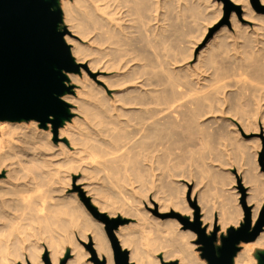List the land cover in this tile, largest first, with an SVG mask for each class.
I'll return each mask as SVG.
<instances>
[{"label":"bare ground","instance_id":"bare-ground-1","mask_svg":"<svg viewBox=\"0 0 264 264\" xmlns=\"http://www.w3.org/2000/svg\"><path fill=\"white\" fill-rule=\"evenodd\" d=\"M172 1L174 3V0L57 1L62 8V22L67 26L63 39L69 46L74 62L84 64L87 56H90L91 59L87 71L80 69L81 76L73 73L66 74L69 82L74 83L79 88L76 89L74 95L65 93L61 96L65 102H71L75 105V116L67 120L63 119L57 130L58 136L65 138L64 142L59 143L58 149L64 154L67 153L65 156L70 164L64 169V173L68 174L69 169H72L73 163L76 162V155L72 154V149L75 146L89 148L94 156H101L102 153L103 155L108 154V151L120 142L128 146L125 152L112 159L102 161L104 163L96 164L97 167L99 165L105 166L107 170L103 174L100 184L92 187L101 197L106 195L115 198L129 196L133 189V182H141L143 179L145 182L150 180L149 182L153 183L155 181L156 183L161 180L162 176L170 178L177 176V174H174L175 172L173 173L172 167L175 168L177 163L180 165L182 159L180 161L177 159L178 161L177 163L174 162L175 164L172 163L176 157L174 155L176 152L173 149L177 144L188 143L186 138L189 137L185 138L184 132H194L195 134V125H199L197 120L205 117L208 113L213 114L216 110L215 113L219 114L220 109L216 108H220V105H224L226 101L225 98L224 101L222 100V104L220 102L216 103L217 96L223 92L221 89H224L216 82L225 77L222 76L223 72H221L222 75L220 74V71L221 76L219 77L218 68L214 65L219 61V58L221 60L224 57L223 54L229 55L227 60H230L232 55L234 61H229L231 66L235 64L240 69H247L246 72L250 73L249 76L252 77V80L258 78L264 80V76H261L262 73H260L264 70L259 71V67L262 65L261 61L260 64L257 63L259 59L252 58L258 51L251 55L253 52L251 50L257 49L256 44L260 42L261 37L259 36L262 32L261 36L264 37V15L260 17L258 23L263 27L260 35L259 32L255 33L254 31L248 33L242 27L237 28L239 31H236L238 34H234L237 35L234 39L230 35H217L216 41L218 43H216L215 49L213 47V51L210 50V53L208 51V54L203 58L197 57L196 65L202 69H199V71L198 68H195L199 72L193 70L195 72L188 73L190 78L185 75L188 72V70L185 71L188 66H185V69L182 68L183 70L179 67L176 68L177 70L174 69V63L181 62L178 60L179 58L182 60L184 57H190V55L186 56L188 49L183 52L186 33L191 31L188 24L186 26L184 23L186 21H183V18L187 20L188 12L190 14L192 12L193 15L202 13L201 6L195 4L197 0L195 3L194 1L191 3L192 0H181L182 5H180V8H176L178 12L177 10L173 12L175 3L173 4ZM231 1L235 4H242L243 8L252 15L247 0ZM262 1L264 2V0ZM212 14L211 12L208 15ZM174 15L179 17L176 18ZM180 18L181 22L183 21L182 24H179V21L177 22ZM256 19L258 18L256 17ZM164 21H167L168 26L166 25V27L168 29L163 28L169 30L173 37L168 31L158 33V31L163 30H160L159 24H164ZM228 37L233 40L228 42ZM172 38L174 39L172 40ZM168 39L173 41L174 48L176 47L174 43L176 44L180 39V41H184L183 46L181 45L183 49L179 47L181 49L179 50L180 53H185L181 54L182 57L181 55L179 58L177 57L180 54L179 51L177 52L179 54L172 55L178 50L177 47L176 51L172 48L173 46L171 47L174 51L172 53L171 50L173 57L170 55V51H166L170 50L169 47L172 45L169 43L171 41L167 42ZM162 43H164V46ZM165 44H168V46ZM250 47H252L251 50ZM253 47L255 48L253 49ZM259 47L262 48L263 46L259 44ZM161 48L163 49L162 53L165 49L166 52L164 51L162 54ZM262 53H260V56H262ZM184 59L182 60L183 63ZM262 61L264 62V58ZM224 64L227 65L225 62ZM257 64H259V67ZM228 67L229 72H231L232 69H230V66ZM223 69L225 71L226 68ZM238 69L236 68V71ZM98 70L108 72L107 89L109 95L106 98L99 97L95 99L96 94L98 92L102 93L104 90L102 87L96 88L91 85L86 75L88 71L94 73ZM242 70L239 71V73L241 72L240 75L243 74ZM234 71L235 69H233ZM235 74L237 75L238 72ZM211 76H213L212 79H209ZM255 81L257 82V80ZM257 83L262 85L263 81ZM80 87L85 89L80 90ZM261 88L263 92L264 86ZM254 90L253 88L251 91L254 93ZM236 91L242 92L241 90ZM262 94L263 98L264 94ZM238 96L240 97V94ZM246 99L248 100V98ZM239 100L241 99H237V101ZM251 100H248V102ZM214 103L219 104V107L215 106ZM231 104H234V102ZM228 107H230L229 109L232 108L231 105ZM234 107L236 108V106ZM235 108H232L231 111H235ZM251 109L250 112H252ZM257 110L254 108L255 112ZM26 121L31 122L26 123ZM201 125L197 127V132L199 130L200 132L205 131L204 124ZM224 125L222 124V126ZM50 126L51 123L47 122L45 126L41 127L34 119L0 120V171H6L5 177L0 180V259L5 261L4 264H17V260L23 264H44L41 253L47 250L51 264H58L66 245L71 247L70 253L72 256L65 264H90L83 261L87 253L76 246L74 241L76 232L83 236V240H86L84 234L89 231L92 235L93 247L97 257L103 258L105 264H113L111 249L101 225L90 217L84 209V205L75 195H63L62 189L50 187L53 183H64L65 181L64 175L59 176L61 164L50 162L44 156H40L41 148L49 145V138L52 136ZM202 132L201 134H203ZM105 133L111 134L107 140L99 137ZM188 133L187 136H189ZM202 137L198 138L200 139L199 142L197 141L199 145H201ZM210 142H212L211 139ZM182 146L180 149L185 147L182 148ZM200 148L197 147V149ZM177 154L181 155V153ZM204 154L203 157H200L201 154H199V159L204 160L206 153ZM186 160L190 161L191 159ZM183 163L184 161L181 165ZM89 172H94V170H89ZM149 182L147 183L149 184ZM169 182L167 180L166 184L163 182L160 185L159 181L156 186L166 189L165 192L170 198L169 202L174 208L185 213L186 216L192 217V210L183 205V188L178 190L179 185H177L176 190V187L171 185L172 182ZM47 184L48 188L46 189ZM44 186L45 188H43ZM159 188H156L155 191L157 189L160 191ZM252 191L253 194H251L249 200L257 199V187H254ZM146 192L148 193L147 190ZM166 205L161 202L159 209L165 208ZM260 205V202H257L252 211L253 221ZM103 210H105V207L101 205L98 211L103 212ZM201 211V222L203 225L207 224V232L211 231L215 223L220 227V231L228 225L227 217L223 213L216 215L209 212L206 207L201 208ZM195 213L196 211L193 219ZM135 216L143 224L141 232H131L126 227H118L115 230V235L121 247L126 246L129 248V260L134 261L135 264H158L162 260L168 262L170 259L177 258L180 264H202L194 253L195 244L189 241V238L194 235H190L186 231L179 232L176 223L171 221L150 220L142 212ZM12 228L14 231L8 230ZM146 228H151L153 237H146V246L150 251L145 250L144 252L140 247L143 239L142 235L146 233ZM259 240H263L261 245L264 248V232L258 236L257 241ZM156 256H160L161 260L158 261ZM234 262V264H240L237 261Z\"/></svg>","mask_w":264,"mask_h":264},{"label":"rangeland","instance_id":"rangeland-1","mask_svg":"<svg viewBox=\"0 0 264 264\" xmlns=\"http://www.w3.org/2000/svg\"><path fill=\"white\" fill-rule=\"evenodd\" d=\"M57 1L59 2V0H57ZM189 1H191V0H189ZM193 1L195 3L196 0H192L191 3H193ZM58 2H57V4H58V7L60 8L61 14H62V8ZM172 3H173V1H172ZM174 3H175V9L173 10V12L174 11L176 12V10L178 8H180V5H182V1L181 0H174ZM213 3H215V4L213 5ZM260 3L264 5V2L262 0H260ZM195 4H199L201 6L200 7L198 5L200 7L202 14H200V15L194 14L193 15L192 12H191V14L188 12L187 15L188 14L189 15L187 16V20L183 18V21L187 22V23L186 22H184V23L186 24V26L188 24V26L190 27L189 30H191L190 32L187 30L188 33H186L185 44L183 43L184 41L183 42L180 41L181 39H184V38H181L179 41L177 40L179 42V45H178V42H176V44L174 43V45H176V47L178 48V50L176 51L177 48L176 47L174 48V46L172 44L173 43L172 40L174 38H172V40L168 39V41H167V42L171 41V42H169L172 44L171 46L169 44L170 50L165 49L168 52L170 51L169 53L171 55L174 52L172 48H174L176 53L174 52V54H172V55L175 56V54L180 53L179 50H181V49H179V47L182 48L181 47L182 43L185 45L183 47L184 49L182 48L184 50L183 52H185V50L188 49V51L190 53L187 51L186 56L190 55V57H188V58L184 57L187 60L183 58L184 59V63H183V61H182L183 59L180 60L181 58H179V56L181 54H185V53H180L179 55H177V57L179 58L178 60L181 62H177L176 64L174 63L175 66L173 65V68L178 69V67H179V69L183 70L182 68H184L185 66L186 67L188 66V68H186V69L184 68L185 71L188 70V72L185 73V75H187V77H189L188 73H191L193 70L196 71L197 68H198V70L202 69L196 65L198 58L205 57V55L208 54L207 53L208 51L210 53V50L213 51V49H215V47H216L215 45H217L216 43H218L216 41L217 35H220V34H222L224 36L230 35V37H232L234 39V37L235 38L237 37V35H234V34L235 33L238 34L237 33L239 31L237 29L238 27H242V28L246 29V32H248V33H252L253 31L255 33L259 32L258 33L259 35L261 34L260 31H262V28H263L262 26L258 25V23H259L260 17H263L264 14L256 13L252 9V7L250 6V4L248 2L249 9L252 12V15H251V14H249L248 10L243 8L242 4L237 3V5L240 6V10H241L240 11V18H238V16L234 12H232L233 15L231 13L229 18H228V24H225V23L221 24L216 30H214L211 34H209V30L211 28H213L214 26H216L222 19V14H223L222 3L217 2L215 0H199V1L197 0ZM177 12H178V10H177ZM211 12L213 14L209 16L208 14H211ZM172 14H174V13H172ZM167 17H168V15H167ZM174 17H176V15H174ZM178 17H176V18H178ZM256 17L258 19H256ZM175 20H177V19H175ZM183 21L181 22V18L177 20V22L179 24L180 23L182 24ZM161 22L163 23V21H161ZM166 22L167 21H164L165 26L162 23L159 24L160 30L163 29L164 32L162 30V31H158V33L159 32L165 33V31L169 32V30H165V29H168V27H166V25L168 26V24ZM59 27H60V29H62V28L66 29L67 28V26L64 25L62 20H61ZM163 27H166V28L164 29ZM262 34H263V32H262ZM170 35H171V37H173L172 33H170ZM261 35L259 36L262 38V39L261 38L259 39L260 42H258V43L256 42L258 45L256 43H254V44H256L257 49L259 48V50H257L255 47H253V49L255 48V50H251L252 47H250L251 52L253 51L251 55H253V53L255 54V51L256 52L258 51V53H259V51L261 49L264 50V48H263L264 47V45H263L264 44V40H263L264 37H262ZM230 37L227 38L228 42L233 40ZM174 42H175V40H174ZM259 44L263 47L260 48ZM162 45L164 46V43H162ZM165 45L168 46V44H165ZM167 46H165V47L167 48ZM185 47H186V49H185ZM162 48H161V53H162V50L164 49V48L163 49ZM171 50H172V53H171ZM200 50H202V51H200ZM262 50L260 53H262ZM164 51H163V53H164ZM178 51H179V53H177ZM199 52H201L202 55ZM203 53H205V54H203ZM258 53L253 55L252 58L254 59V57H255L256 60L259 59V62H257V63H260V61H261V63H262V65H260L261 67H259V64H257V66L260 69L259 71H262V69L264 70V66H263L264 62L262 61V59L264 58L263 57L264 51L262 53V56H260V53L258 55ZM223 56L224 57H222V58H224V59L221 58V60H220V58H219L218 59L219 61L217 60L218 62H220L219 63L220 65L219 64L217 65V63H218L217 62L214 66L218 68V69L216 68L218 70L217 71L218 74H219V71H220L221 75H222L221 72H223L222 76L225 77V78L221 77L222 79L220 80L219 77L221 75L219 74V77H218L219 80H218V82H216V84L224 87V89L223 88L221 89V91H223V92L222 93L220 92L222 94V96H220L221 94H219L218 96H220V97L217 96L218 99L216 101V103L220 102V104H222L224 99L226 98V101H225L226 103L224 102L225 106L222 105L223 106L222 109H221V107H222L221 105H220V108H216L218 110L220 109L219 112L220 113L223 112L224 114L221 113V116H220L219 115L220 113L219 114L215 113V112H217V110H216L214 112L215 115H213L214 113L213 114L208 113V114H206L205 117L199 118L201 120H199V119L197 120L198 124L199 125L204 124V126L206 127L205 131H203V132L201 131L203 134H201L200 130H199V132H197V130H198L197 127H199V125L196 126L195 124H193V125H195V131L198 134H196V133L194 134V132L193 133L184 132L185 138L189 137V138H186L187 139L186 142H188V143H186L184 141V143H186V144H183V143H180L181 145L177 144V146L173 149V151L176 152V153L173 152V153H175L174 155L176 157L178 155L179 156L177 158L175 157L173 159L172 163H174V162L177 163V161L178 160L180 161L181 159H182L181 160L182 162L184 161V163L182 165H181L182 162H180V165H179V163H177L175 165V168H174V166L172 167L173 168L172 170H174L173 173L175 172L174 174H177V176L171 177V178L162 176L163 179L161 177V180H158V182H156L158 185V183L160 181V185H162L163 182H165V184H166V182L168 180V182L169 181L172 182L171 185L172 186L174 185V187H176V190L178 187L177 185H179V187H180V188L178 187V190L183 188V191H182L183 196L181 194V196L183 198V202H184L183 205L185 207L189 208V210H192V217L186 216L185 213L179 211L177 208H174L169 202L170 198L168 197L167 192H165L166 189L161 187L163 189V191H162V189L159 188L160 186L159 187L156 186L155 181L153 183L149 182L150 180L145 182L142 179L141 182H133L132 183L133 189L131 190L130 195L117 197V198L110 197L109 195L101 197L100 194H98L96 191H94L92 189V187L100 184V181L104 176L103 174L105 172H107L105 166L99 165L97 167L96 164L104 163L102 161L112 159L115 156L119 155L120 153L125 152L127 150L128 146L123 144V142H120L117 145H114L113 149L108 151V154L103 155V153H102L101 156H97V155L94 156V153L89 148L80 147L79 145L75 146L72 149V154L76 155V162L73 163L72 169H69V171H68L69 173L67 174V173H64L65 172L64 169L67 168L68 166H70V164L67 162L68 161L67 157L65 156L67 153L64 154L63 152L59 151V149H58L59 143L64 142L65 138L58 136L57 139L54 140L53 135H52L49 138V145L41 148V151H40L41 155L40 156H44L46 160L53 162V163L59 162L61 164L59 176L64 175L65 181H64V183H62V182L61 183H53V184H51V186L50 185L49 186L52 188L56 187L58 189L59 188L62 189L63 195L72 194V195H75L79 199L77 191H75L73 189V185H78L82 189V191L85 193V195L90 198L91 203L97 209L101 205L103 207H105V210H103V212L106 213L107 216H110V217L119 216L121 218L127 219V221L125 223H123L122 225H120L118 227H126L131 232H137L138 233V232H141L143 230V224H142L141 220H139L135 216L139 212L145 213L150 220L153 219L156 221L174 222L178 226L177 230L179 232L186 231L190 235L191 234L194 235L192 238H189L190 243L195 244L194 253L197 256L198 260L200 262H202V264H207V262L203 258L200 257V251H198L199 245L195 243V240L197 238L196 233H194L192 230H189V229H182V225L179 222V220L177 218H175L174 216L170 215L171 211L176 212L181 217H186L189 221L192 222L195 209H194V207L191 206V202L196 203V205L198 207L199 220H200L201 227L203 226L202 228L205 229V232L207 234H209L212 231L213 226H212V229L210 232L206 231L207 224L203 225L201 222V218H202L201 208L206 207L209 210V212L215 213L216 215L217 214L220 215L221 213H223L227 217L226 220L228 221V225L225 226L226 228H223L220 231V227L217 226L216 223L214 224V226L218 227L216 244L219 245V235L225 234L226 229L228 227H237L239 225V223L242 222V220H243V209H242V205H241L242 199L244 200V203L246 204V206L248 205V208L250 209V217H251L252 224L257 219L258 214H259V212H260V210L264 204V171H263L262 166H261L260 161H259L260 155L262 154V163L264 164V114H263L264 113V97L262 98V96H261V94L264 92V91L262 92V88H261L262 86H264L263 85L264 80H262L260 78L255 79V80H257V82L263 81L262 85H260L261 83H257L255 80L251 79L252 77L249 76L250 73L248 74V72H246V71H248L247 69L246 70L244 68L240 69L235 64H232V66H231L230 62L232 60L234 61V57L232 55H231L232 58L230 57V60H227V59H229L228 58L229 55L223 54ZM257 56H259L260 58L259 57L256 58ZM181 57H182V55H181ZM225 57H226V59H225ZM174 59H175V57H174ZM89 60H91L90 56L89 57L87 56L86 62H84V65H86V67L85 68L80 67V69L87 71V68H88L87 66H88ZM225 60H227V61H225ZM221 61H223V62H221ZM224 62L227 65L230 64L228 66H230V69H232L231 72H229V69H228L229 67L227 65H225ZM245 62H248V61H245ZM223 68H226L225 71H223L224 70ZM236 68L237 69L239 68L240 69V70L238 69L239 71H241L243 69L242 70L243 74L240 75L241 72L239 73L238 70L236 71ZM80 69H79L78 73H73V74H78L79 76H81ZM233 69H235L234 72H233ZM195 71H193V72H195ZM199 71H196V72H199ZM224 72H226L227 74H225ZM236 72H238L237 75L235 74ZM245 73H246V75H245ZM260 73H262L261 76L262 75L264 76L263 71ZM212 77L213 76L209 77V79H212ZM86 78L88 79V81L90 82L91 85H94L96 88L102 87V89L104 90L102 93L98 92L96 94L95 99H97L99 97H105L106 98L109 95V91L107 89L108 72L98 70V71H95L94 73H91L88 71ZM235 82H236V84H235ZM237 82L238 83L241 82V83H239V86L237 85L238 84ZM227 83H229L231 86L234 84L237 86H235V85L232 87L227 86V85H229ZM66 84L68 86H70V88H71V92L69 94L74 95L76 89L79 87L76 86L74 83L69 82L68 78H67ZM224 84H225V86H224ZM240 85H243V86H240ZM238 87L245 88V89H241ZM253 88L256 90V91L254 90V93H253V91H251ZM84 89L85 88L80 87V90H84ZM236 90H241L242 92H239ZM118 91H120V89H118ZM250 92H252V93H250ZM242 93H243V97H242ZM233 94H236V95L233 96ZM239 94H240V97L238 96ZM250 94H252L253 96H251ZM226 95H228V96H226ZM248 95L250 96V98L252 100L249 98ZM224 96H226V97H224ZM233 98H236V99H233ZM239 98L241 100L237 101V99H239ZM246 98H248V100H251L252 102L251 101L248 102V100ZM219 99H220V101H218ZM232 99H233L234 104H231V103H233ZM227 100H229V101H227ZM235 101H237V103H235ZM253 101L256 105L253 103ZM67 103L69 104L70 118H72L75 116V112H74L75 105L71 102H67ZM216 103H214V105L215 106L217 105V107H219V104H216ZM239 103H240V106L238 107ZM244 103H246V104H244ZM247 103H248V105H247ZM251 104H253V105H251ZM229 105H231V107L233 109L235 108L234 106H236L235 111L234 110L231 111L232 108L229 109L230 108V107H228ZM248 106H252V107H248ZM250 108L253 109V110L251 109L252 112L249 111ZM254 108L258 109L257 112L254 111ZM262 108H263V110H262ZM226 109L231 111V112H229V111L226 112L227 111ZM30 122L31 121H26V123H30ZM205 122H207L209 124H207ZM222 124L223 125L225 124V125L222 126ZM208 125H209V128H208ZM210 125H211V127H210ZM201 126L203 127V125H201ZM201 126H200V128H201ZM223 128H227V129L224 130ZM207 131H209V132H207ZM205 132H206V134H204ZM211 132H213L215 136ZM51 133H52V129H51ZM187 133L189 136H187ZM200 134H201V136H200ZM110 135L111 134H109V133H105L99 137L107 140V139H109ZM207 135H208V137H207ZM202 136L204 138L206 137L205 139L207 141ZM200 137H202L201 138L202 142L200 141L201 145H199L197 143V141L199 142L200 139H198V138H200ZM210 139L212 142H210ZM206 142L208 143V145ZM196 143L198 146L196 145ZM203 143H204V145H203ZM181 146H182V148L184 146L185 147L183 149H180ZM203 146H204V148H202ZM197 147L198 148L201 147V148L197 149ZM202 149H203V151H202ZM195 151H197V152H195ZM184 152H185V154H183ZM187 152H188V155H187ZM177 153H181V155L177 154ZM204 153H206V157H204V160H201L202 158L199 159V154H201L200 157H203L205 155ZM191 155H192V158H191ZM180 157H182V158H180ZM185 158L188 160H190V159L191 160L187 161ZM175 159H176V161H174ZM91 169H93L94 172H89V170L93 171ZM96 170H98V171H96ZM5 173H6L5 170L0 171V180H2L5 177ZM147 182H149V184ZM48 184L46 185L47 186L46 189L48 188ZM150 184H151V186H150ZM254 187H257V192H258L257 193V199L258 200L257 199L249 200L251 194H253L252 190L254 189ZM43 188H45V186ZM137 188H138V190H137ZM156 188H159L160 191L158 189H157L158 191L157 190L155 191ZM146 190L148 191V193L146 192ZM79 201H80V199H79ZM161 202L167 204L166 207L163 209H159V205ZM257 202H260L261 205L259 206V209L257 210V215L253 221V217H252L253 212L252 211L254 210ZM81 204H82V202H81ZM84 209L86 210L85 207H84ZM158 211H160V212H158ZM133 214H134V216H132ZM89 215H90V213H89ZM90 217L92 219H94L91 215H90ZM94 220L98 224L101 225L104 236L107 239L105 232L103 230V224L100 223L99 221H97L96 219H94ZM8 230L14 231L13 228L8 229ZM262 232H264L263 229L260 232V234ZM84 236H85L86 240H83L84 239L83 236H80L76 232V235L74 237V241L76 243V246L80 247L83 252L87 253V256H85L83 258V261H85L86 263L92 264V262L89 261L88 251L80 243V241H82V242L86 241L87 242L88 238H90L92 240V235L89 231H87L84 234ZM148 236H149V238L153 237V233L151 231V228H149V229L146 228V233H144L142 235L143 239L141 240V247L140 248L144 252H145V250L150 251L148 246H146V237H148ZM258 236H257V238H258ZM257 238L251 242L239 243V245H238L239 250L236 253L235 257L233 258L232 264L235 263L234 261H237L240 264H259L258 263L259 254L264 253V248H262V245H261V244H263L262 243L263 240L257 241ZM107 241H108V239H107ZM86 242H84V243H86ZM92 244H93V240H92ZM70 249H71L70 246L68 247L65 245L64 251L59 258L58 264H60V262L62 260H65V263H66V261L71 258L72 255L70 253ZM123 249H126L128 251L129 248L125 246V247H123ZM44 253H46V255L48 257L47 250L42 251L41 259L43 261H44V259L42 257L44 255ZM156 257H157V260L159 261L160 256H156ZM48 260L50 262L49 257H48ZM166 261L167 260L159 261L158 264H168L169 262H172V261H175L177 264H180L178 262L177 258L170 259L168 262H166ZM4 262L5 261L0 259V264H4ZM129 262L135 264L134 261L129 260ZM17 264H23V263L21 261L17 260ZM50 264H51V262H50Z\"/></svg>","mask_w":264,"mask_h":264},{"label":"water","instance_id":"water-1","mask_svg":"<svg viewBox=\"0 0 264 264\" xmlns=\"http://www.w3.org/2000/svg\"><path fill=\"white\" fill-rule=\"evenodd\" d=\"M222 3V19L209 30L211 34L221 24H228V18L234 12L240 18V6L231 0H215ZM256 13L264 14V5L260 0H248ZM61 10L57 0H0V120H36L41 127L51 123L53 139L58 137V128L63 119H69V104L61 96L70 93L66 84L67 73H78L84 64L74 62L69 46L64 41L66 29H60ZM262 163V154L260 155ZM78 196L90 215L103 224L108 239L113 264H133L129 262L128 251L123 249L115 235L119 225L127 221L119 216L108 217L99 212L91 200L78 185H73ZM243 220L237 227H228L225 234L219 235L218 227L213 226L207 234L201 227L198 207L191 202L196 213L192 222L176 212L170 213L179 220L182 229L196 233L200 257L207 264H232L239 250V243L251 242L257 238L264 226V204L257 219L252 224L250 209L241 200ZM89 253L92 264H105L98 258L92 240L80 241ZM44 264H50L46 253ZM62 260L60 264H64ZM168 264H177L172 261ZM259 264H264V253L259 254Z\"/></svg>","mask_w":264,"mask_h":264}]
</instances>
